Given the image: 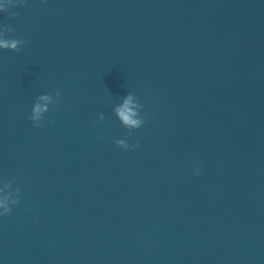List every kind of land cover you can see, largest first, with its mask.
<instances>
[{"label":"water","instance_id":"1","mask_svg":"<svg viewBox=\"0 0 264 264\" xmlns=\"http://www.w3.org/2000/svg\"><path fill=\"white\" fill-rule=\"evenodd\" d=\"M0 264H264V164L1 255Z\"/></svg>","mask_w":264,"mask_h":264},{"label":"clouds","instance_id":"2","mask_svg":"<svg viewBox=\"0 0 264 264\" xmlns=\"http://www.w3.org/2000/svg\"><path fill=\"white\" fill-rule=\"evenodd\" d=\"M24 2L25 0H0V13H5L15 18L17 13L9 12V9L18 7L24 4ZM13 31L14 29L10 25H0V49L19 52L21 47L28 43L26 40L10 37L9 34ZM60 95V91H56L55 96L52 94H41L37 96L29 117L34 127L40 128L44 126L42 121L44 114L49 111L48 104H54V102L60 98ZM40 101H47L48 103L42 105ZM142 108L143 105L139 102L138 97L132 93H128L123 98L122 103L113 108V114L117 117L121 125L129 130V135H131V130L141 128L147 119V116L142 117L140 115ZM98 119L103 121L105 117L101 114ZM127 141L128 137H125L114 140V143L125 151L135 150L139 146L138 142L129 144ZM192 174L198 176L200 174V168H194ZM12 185V181H7L3 184V187L0 188V209H2V211H0V216H8L12 212V206L20 203L22 190L16 188L13 194V192L9 191L12 189Z\"/></svg>","mask_w":264,"mask_h":264}]
</instances>
